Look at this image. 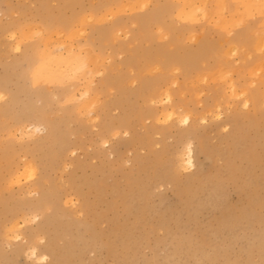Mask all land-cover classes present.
Returning a JSON list of instances; mask_svg holds the SVG:
<instances>
[{
  "label": "rangeland",
  "instance_id": "374dc122",
  "mask_svg": "<svg viewBox=\"0 0 264 264\" xmlns=\"http://www.w3.org/2000/svg\"><path fill=\"white\" fill-rule=\"evenodd\" d=\"M179 2L0 0V264H264V12ZM61 43L86 71L40 78Z\"/></svg>",
  "mask_w": 264,
  "mask_h": 264
},
{
  "label": "bare ground",
  "instance_id": "6f19581e",
  "mask_svg": "<svg viewBox=\"0 0 264 264\" xmlns=\"http://www.w3.org/2000/svg\"><path fill=\"white\" fill-rule=\"evenodd\" d=\"M264 8V0H181L179 2V9L177 10V13H183V15H186L190 17V19L198 20L202 19L201 21L205 23H210V19L213 18V16L217 17L214 22L217 25H229L232 26H241V30H246L248 28L247 26V15L248 14H254L257 13V15L263 11ZM186 10L185 12H183ZM200 10V11H198ZM196 11L199 12V14L196 13ZM158 14H155V17ZM180 17V16H179ZM181 18V17H180ZM182 19V18H181ZM200 21V22H201ZM260 42L259 46H256L254 48V51L259 54V56L264 59V33L259 35ZM19 46V43H17ZM62 47L60 51H51L49 54H47V57L43 58L44 60L40 63L37 74L40 76V78H55V79H64L65 77H74L78 73L85 72L86 71V63L89 61L88 54L82 52L80 50H72L69 46L65 45L64 43H61ZM234 46V45H233ZM236 47H233L234 50L239 49L243 53H247L249 49V42H246L244 40L239 42V47L235 45ZM202 44L201 41L198 42L197 46L194 48L196 51L201 50ZM206 49V48H202ZM87 51V50H86ZM247 51V52H246ZM168 58V59H167ZM166 59L169 60V62H175L173 56H168ZM163 65V63L161 64ZM243 65L250 66L251 68H254V64L251 61H246L243 63ZM186 70V69H184ZM261 82H264V73L263 75L259 76ZM262 77V78H261ZM236 86V85H235ZM237 89V88H236ZM243 89V88H242ZM86 92L89 91V88L85 89ZM234 91V90H233ZM237 91V90H235ZM241 90L240 93H243ZM252 94L250 96L245 98V103L248 101L252 102L254 105H258L259 100L256 101L254 92L251 91ZM1 93V91H0ZM237 93V92H236ZM239 93V94H240ZM162 98V97H160ZM164 98L165 100L169 101L171 100V93L168 90L164 91ZM243 99V98H242ZM161 100V99H159ZM264 100V99H263ZM175 111L172 109L169 112V114H173ZM219 114V113H218ZM178 116V114H177ZM192 118V117H191ZM183 122V124L188 123L190 120V115H185L183 118L179 119ZM126 122L125 118L120 119L119 123L124 124ZM36 125V124H35ZM35 125L29 126L31 128H35ZM38 128V127H36ZM30 131V130H29ZM48 136V134H47ZM46 138V137H45ZM44 139V138H43ZM188 143V142H187ZM184 147H187L185 151L186 157L182 158V164L188 168L190 166L194 165V159H193V151L191 144L185 145ZM183 148V146H182ZM183 155V154H182ZM180 156V155H179ZM180 162V161H179ZM34 167V166H33ZM32 166H30V169L35 170ZM31 170V171H32ZM31 175H33L31 173ZM194 181L191 180V182ZM38 217V216H36ZM49 225L48 220H44L38 227L39 231H44L45 228ZM12 230L8 234V238H15L18 239L19 234L18 233V222L14 223L12 225ZM10 238V239H11ZM39 238V237H38ZM42 238H44L42 236ZM49 248V245L46 247ZM52 248V247H51ZM54 248V247H53ZM32 253L34 254V258L39 262H46L48 259L49 254H54L53 249H49L47 253H39V251H36V247L32 249ZM57 263H61V260L58 259Z\"/></svg>",
  "mask_w": 264,
  "mask_h": 264
}]
</instances>
